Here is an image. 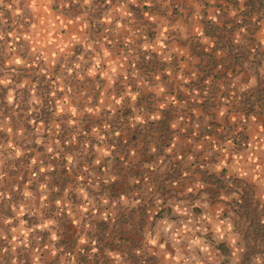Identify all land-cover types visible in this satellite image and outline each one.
<instances>
[{
    "label": "crops",
    "instance_id": "crops-1",
    "mask_svg": "<svg viewBox=\"0 0 264 264\" xmlns=\"http://www.w3.org/2000/svg\"><path fill=\"white\" fill-rule=\"evenodd\" d=\"M258 70L264 0H0V163L22 165L31 140L86 153L84 204L52 191L57 264H264ZM41 158L44 173L59 161ZM74 160L60 159L72 178ZM4 177L0 194L30 193ZM2 239L3 263L33 256Z\"/></svg>",
    "mask_w": 264,
    "mask_h": 264
},
{
    "label": "rangeland",
    "instance_id": "rangeland-1",
    "mask_svg": "<svg viewBox=\"0 0 264 264\" xmlns=\"http://www.w3.org/2000/svg\"><path fill=\"white\" fill-rule=\"evenodd\" d=\"M4 71L3 69H1ZM261 70H258L260 73V81L263 82V75L261 74ZM258 81V79H256ZM253 88V87H252ZM250 91L253 95L249 98V101L256 104H261L264 108V85L261 91H256L255 88ZM47 93V87L42 88V92ZM240 92H243L240 90ZM4 93V87L0 86V99L2 98V94ZM244 93V92H243ZM246 95V93H244ZM228 104H232L231 107H239L240 102L235 100L226 102ZM212 106H208L210 109ZM0 110H4V103L0 102ZM264 113V111H263ZM230 116V115H229ZM231 117H221L222 122L226 125L227 122H233L235 125L244 123L242 119H230ZM208 119V117H207ZM211 119V118H210ZM229 120V121H228ZM233 120V121H232ZM220 136L227 135L226 133L219 134ZM258 139V138H257ZM256 140V139H255ZM31 140L29 142L28 156L22 158L20 156L16 157V161L22 159V165L14 164L10 169V166H5V162L0 163V189L6 190L8 181H5V174L11 175L13 177V181L18 182L20 184H28V188L30 189L29 194H24L20 196L18 192H12L13 196L8 197V195H4V193L0 194V237L3 238L6 236H16V238L20 239L22 236L25 237V240H22V243H17V250L20 252L19 247H23L25 249L30 250L33 253V256L30 257L25 264H57L56 257H53L52 253L48 251V249L56 247L57 244H51L52 238L56 236H60L63 238V230H59L57 228H53V223L62 226L66 225L67 218H65V214L63 208V201L59 204L52 203L53 192L54 195H60V191L63 190V187L69 183L73 190H76V194L72 196L71 193H68L65 200L69 202H74L76 204H84L85 198L87 197L84 194L85 184H84V173L85 170L82 168L83 159H86V153L84 149L81 148H68L64 145L63 148L53 151L50 148L42 150L40 148H36V144ZM42 148V147H41ZM73 155L75 158L72 161V165L70 166L71 172L73 173V178L68 173V166H63L60 161L61 158H64L65 154ZM44 157L41 158V157ZM49 156V157H48ZM41 158L44 161H53L57 162L54 170L44 172H39L38 167L34 164L32 165L30 161L35 160L34 158ZM30 164H28V163ZM34 162V161H33ZM36 162V161H35ZM27 164V165H26ZM80 176V178H77ZM44 182V187L47 190H51V192L46 190V203L43 204V197L40 199L39 195L36 194L35 190L38 189L40 184ZM55 187V188H54ZM81 188V190H79ZM34 191V192H33ZM53 191V192H52ZM33 192V193H32ZM64 199V195L61 196ZM73 198V199H71ZM43 206L45 208H43ZM63 207V208H62ZM74 215L77 216L78 220L84 221L83 219L90 220L87 218L85 213H81L79 210L77 212L74 211ZM19 225H22L21 231H15ZM57 227V226H56ZM68 227V226H67ZM76 231V230H74ZM135 234H138V230H134ZM44 240L46 243L45 246L41 245V241ZM6 239L0 240V254L6 255L7 258H10L8 254H10V244L15 246L14 240L9 241L10 244L5 243ZM37 243L39 244L37 246ZM42 247V248H41ZM14 248V247H13ZM65 249L68 248V245L64 246ZM42 249V251H41ZM25 253V252H24ZM5 258V256H3ZM63 257V256H61ZM4 260H0V264L3 263ZM8 259L6 260V264H8Z\"/></svg>",
    "mask_w": 264,
    "mask_h": 264
},
{
    "label": "trees",
    "instance_id": "trees-1",
    "mask_svg": "<svg viewBox=\"0 0 264 264\" xmlns=\"http://www.w3.org/2000/svg\"><path fill=\"white\" fill-rule=\"evenodd\" d=\"M36 162H37V161H36ZM36 162L34 161V163H33L32 165H34V164H35V165L38 167V164H37ZM28 164H29V163H28ZM29 165H30V164H29Z\"/></svg>",
    "mask_w": 264,
    "mask_h": 264
}]
</instances>
